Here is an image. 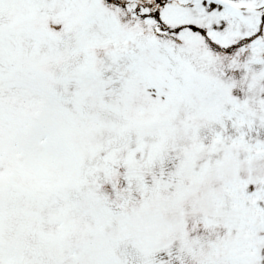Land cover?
I'll use <instances>...</instances> for the list:
<instances>
[{
  "label": "snow or ice",
  "instance_id": "snow-or-ice-1",
  "mask_svg": "<svg viewBox=\"0 0 264 264\" xmlns=\"http://www.w3.org/2000/svg\"><path fill=\"white\" fill-rule=\"evenodd\" d=\"M0 264H264V0H0Z\"/></svg>",
  "mask_w": 264,
  "mask_h": 264
}]
</instances>
